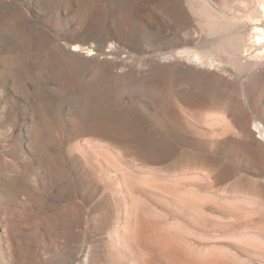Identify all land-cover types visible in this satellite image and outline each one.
<instances>
[{"label": "rangeland", "instance_id": "obj_1", "mask_svg": "<svg viewBox=\"0 0 264 264\" xmlns=\"http://www.w3.org/2000/svg\"><path fill=\"white\" fill-rule=\"evenodd\" d=\"M210 1L247 26L211 33L190 0H0V264H264L258 3ZM238 31L247 52L217 50Z\"/></svg>", "mask_w": 264, "mask_h": 264}, {"label": "bare ground", "instance_id": "obj_2", "mask_svg": "<svg viewBox=\"0 0 264 264\" xmlns=\"http://www.w3.org/2000/svg\"><path fill=\"white\" fill-rule=\"evenodd\" d=\"M207 1L206 0H190V4H191V6L193 7V9L195 10V12L197 14H199L202 17H205V18L208 17L207 24L209 26V30H210L211 33L227 31L228 29H231V27H233V26L235 28L239 27L240 23H242V26H243V24H244L243 22H244L245 18L244 19H240V21L235 20L233 22V21L230 20L231 19L230 16L228 14H226V13L224 15H228L230 19L227 18L228 16L227 17L222 16V15L219 16V15L216 14L217 10L214 7L213 8L216 10V12H214L215 11L214 9H210L212 5L210 6V4H208ZM256 1L258 3V9L254 10L253 12H250V14L247 16V17H249L248 19L246 17V19L248 21L250 20L254 24L253 28H252V25H251V28L253 29V30L251 29L252 30L251 34L253 33V35L250 36V35H248V33H246V34L249 37H253L254 40H252V38H249V39L251 40V42H254L255 45L259 46V52L257 51L256 53H261L259 55H262V53H264V0H256ZM209 2H211V1L209 0ZM237 7H238V5H237ZM212 10H214V11H212ZM219 13H221V12H219ZM238 16H240V15H238ZM231 17H234V16H231ZM237 18H239V17H237ZM260 21H263V22L260 23ZM236 24H237V26H235ZM246 26L247 25H245V27ZM239 32L240 31H238V33ZM238 33L237 34L235 33L236 35H232V36H229L227 38L224 37V40L222 39L221 43L217 46V50L220 51V52L221 51H227L228 53L230 52L232 54L238 53V52H242L243 50H246V52H247L248 51L247 48L249 47V44H247L248 47L246 48V43L248 41L245 42V38H248V37H246L244 35V33H241V32L239 34ZM221 34H223V33H221ZM216 35H218V34H216ZM246 40H248V39H246ZM79 48H82V47H81V45L78 44V45H75V47L73 49L78 51ZM85 48H88V47H85ZM87 52L89 53V55H92L94 53V51H92V49H90V48L87 49ZM220 52H219V55L222 54ZM244 54H246V53H244ZM196 55L200 56V53H196ZM216 55H217V53H216ZM235 55H233L232 58L230 57L231 59L229 58L228 60H236L237 57ZM234 56L236 57L235 59H234ZM215 57H217V56H215ZM222 57H224V56H222ZM261 128L263 129L264 127H261ZM261 128H260V130H261ZM263 130L261 132H263Z\"/></svg>", "mask_w": 264, "mask_h": 264}]
</instances>
